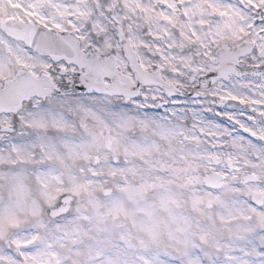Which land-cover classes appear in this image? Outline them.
<instances>
[{"label": "snow or ice", "instance_id": "6c2138e0", "mask_svg": "<svg viewBox=\"0 0 264 264\" xmlns=\"http://www.w3.org/2000/svg\"><path fill=\"white\" fill-rule=\"evenodd\" d=\"M0 264H264V0H0Z\"/></svg>", "mask_w": 264, "mask_h": 264}]
</instances>
